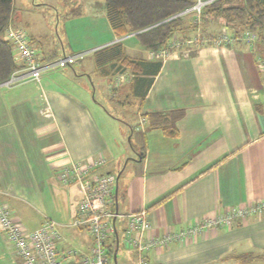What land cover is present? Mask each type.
Segmentation results:
<instances>
[{
	"label": "crops",
	"instance_id": "1",
	"mask_svg": "<svg viewBox=\"0 0 264 264\" xmlns=\"http://www.w3.org/2000/svg\"><path fill=\"white\" fill-rule=\"evenodd\" d=\"M52 2L45 5L51 8ZM105 5L97 10L85 2L75 16L86 15V25L71 34L65 26L62 35L56 29L58 38L50 27L40 31L27 17L20 21L32 31L41 57L121 43L133 59L162 60L144 98L134 96L133 80L116 85L117 77L130 71L116 72L112 64L98 68L94 57L82 61L80 70L44 76L41 86L0 88V201L28 231L54 221L57 248L75 250L78 256L92 253L93 240L87 229L74 224L81 192L58 178L72 163L104 158L100 171L120 174L112 207L116 212L117 190L119 233L127 225L126 215L142 209L148 210L154 234L162 236L264 199V79L258 46L184 45L159 59L135 33L118 36ZM15 9L10 25L19 27ZM90 75L104 83L103 97L123 116L92 100ZM150 113L164 115L178 136L152 125ZM123 249L119 264H136L134 251ZM148 258L150 264H264V215L206 230L153 250ZM0 264H23L1 231Z\"/></svg>",
	"mask_w": 264,
	"mask_h": 264
},
{
	"label": "built area",
	"instance_id": "2",
	"mask_svg": "<svg viewBox=\"0 0 264 264\" xmlns=\"http://www.w3.org/2000/svg\"><path fill=\"white\" fill-rule=\"evenodd\" d=\"M213 1L197 0L193 6L173 18L195 19L199 23L205 7ZM7 36L13 44L14 59L21 66L0 83V88L4 89H12L26 83L41 86L44 76L78 65L96 51L92 49L70 52L42 60L40 50L35 47L27 30L10 26ZM236 39L229 33H224L215 39H206L200 34L194 39L185 41L179 40L175 35L165 48L156 53V56L164 59L171 49L184 45L193 47L212 42L219 46L234 44ZM241 39L251 45L256 41L257 35L248 32ZM259 62V69L263 72L264 62L261 60ZM127 77L126 74H120L115 81L116 85L122 84ZM104 161V158H100L86 163H72L64 166L58 173L59 181L63 185H76L82 194L74 224L87 229L92 235L93 245L90 255L78 256L75 250L60 252L56 243L58 232L54 221H45L41 228L28 231L15 219L10 207L0 201V231L7 235L23 264H111L109 245L116 237V230L118 231L116 220L119 215L112 208L117 176L100 171L99 167ZM254 215H264V199L217 213L184 229L158 236L153 232L148 210L142 209L126 215L127 225L123 230L122 240L119 236L120 246L134 251L137 264H150L148 254L153 250L167 248L173 243L196 237L212 228L233 226Z\"/></svg>",
	"mask_w": 264,
	"mask_h": 264
},
{
	"label": "trees",
	"instance_id": "3",
	"mask_svg": "<svg viewBox=\"0 0 264 264\" xmlns=\"http://www.w3.org/2000/svg\"><path fill=\"white\" fill-rule=\"evenodd\" d=\"M196 1L105 0V7L110 25L118 36L123 37L139 32L135 36L140 44L146 49L157 53L165 48L168 41L178 35L177 33H180L182 28H184L182 30H185L189 26L194 25L193 30L195 31L197 27L195 19L185 20L173 17L193 6ZM13 5L14 0H0V83L8 79L21 66L14 59L13 44L7 36V30L11 26ZM208 16L214 21L217 19L223 21L225 27L230 28L231 34L237 38L234 44H247L241 38L245 37L248 32L256 34V41L264 44V0H214L204 9L201 16L203 23L209 21ZM184 24H188L186 25L187 27ZM217 37L211 35L212 39ZM31 38L32 42L35 43L36 39L32 36ZM234 44L225 46L231 47ZM255 45V43H251L250 46L253 47ZM53 57L56 56L42 57V60ZM93 57L98 68L112 64L117 66L116 72L130 71L127 80L134 81L133 94L140 98H144L147 95L154 76L162 67V60L151 62L129 57L124 52L121 43L99 49L94 52ZM259 60L264 62V52L263 57L259 55ZM262 76L264 79V71ZM148 117L152 125L161 126L168 136H178L177 128L164 115L150 113ZM115 248L116 237L109 245V254L112 258L111 264H114L113 255Z\"/></svg>",
	"mask_w": 264,
	"mask_h": 264
},
{
	"label": "rangeland",
	"instance_id": "4",
	"mask_svg": "<svg viewBox=\"0 0 264 264\" xmlns=\"http://www.w3.org/2000/svg\"><path fill=\"white\" fill-rule=\"evenodd\" d=\"M48 1L49 0H15L14 7L16 8L15 9L16 12H15L14 18H15V21L19 23V27L27 30L29 34H31L30 32H32L29 29H26V27L22 25V21L20 20L22 16H24V18L27 17V19L29 20V23L33 27H36L40 31L48 30V28L50 27L53 33V36L55 38H58L57 30L59 31V34L62 35L64 26L65 28L67 27V29L69 30V33L71 34L73 29L77 27L82 28L84 25H86V22L88 21L86 15H84L83 18L75 16L76 12H78L79 10V7L85 6V2L91 1V4L93 3L94 5L93 8L97 10L98 9L100 10L105 5V0H52L53 2L50 3L52 7L49 8L48 6L45 5L46 2ZM53 15L54 17H52ZM208 20L209 21L207 23H203L202 20L199 23L195 21L197 25L195 32L191 33L192 32L191 30L194 29L193 27L194 25H191L189 26L188 29H185V30H190V33L185 34V35H179L177 36L178 39L182 41H185L191 38L194 39L195 37H198V35L201 34L200 33L201 31H203V33L206 35H214V36H220V35H223L224 33H229V34L232 33L230 28L225 27V24H223V21L219 19L214 21V19H212L209 16H208ZM184 25L185 27H187L186 25L188 24H184ZM57 27H59V29ZM181 30L180 32L185 31V30H182V31ZM102 40H105V39H102ZM254 43L258 46V49L260 50V57L261 55L263 57L264 44L259 41H255ZM88 48H93V47H83L80 49H76L74 52L86 51V50H89ZM92 57L93 55L91 54L83 61L85 63H87L88 61L92 62L93 61ZM80 65L81 64H78L71 68L68 67L66 69L72 70V68H74L76 70H80V67H79ZM57 71H61V70H57ZM94 76L90 75L88 77V80H86L87 85L91 89L92 100L93 101L101 100L102 102H104V105L113 114L119 117L123 116L121 109L117 108L115 105L113 106L110 100L103 97L104 94H103L101 85L104 83L101 82L97 78L95 79L96 76L95 77ZM104 80L105 78L102 79V81ZM115 165H117L115 166V173L118 174L120 171V166H118V164H115ZM118 168H119V171H118ZM120 232H121L120 238L122 240L123 232L122 231ZM123 250H124L123 246H121L119 254H118V264L120 262L119 260H121ZM135 263L137 264L136 261Z\"/></svg>",
	"mask_w": 264,
	"mask_h": 264
},
{
	"label": "water",
	"instance_id": "5",
	"mask_svg": "<svg viewBox=\"0 0 264 264\" xmlns=\"http://www.w3.org/2000/svg\"><path fill=\"white\" fill-rule=\"evenodd\" d=\"M139 32L135 33L138 34ZM120 175V174H119ZM119 175L117 177V180L119 179ZM116 214H118V200H117V190H116ZM120 247V239H119V233L116 230V248L113 255L114 264H118V252Z\"/></svg>",
	"mask_w": 264,
	"mask_h": 264
}]
</instances>
